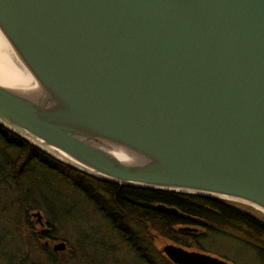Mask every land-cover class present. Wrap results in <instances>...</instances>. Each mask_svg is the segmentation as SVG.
I'll list each match as a JSON object with an SVG mask.
<instances>
[{"label": "water", "instance_id": "water-1", "mask_svg": "<svg viewBox=\"0 0 264 264\" xmlns=\"http://www.w3.org/2000/svg\"><path fill=\"white\" fill-rule=\"evenodd\" d=\"M0 56L20 71L0 80V125L55 160L264 215V0H0Z\"/></svg>", "mask_w": 264, "mask_h": 264}, {"label": "trees", "instance_id": "trees-1", "mask_svg": "<svg viewBox=\"0 0 264 264\" xmlns=\"http://www.w3.org/2000/svg\"><path fill=\"white\" fill-rule=\"evenodd\" d=\"M87 208L108 224L117 244L130 253L125 264H172L157 249V239L231 263L206 246L215 236L252 250L264 264L260 212L224 200L101 182L0 125V227L3 232L8 227L18 249L13 264H93L94 257L82 252L95 245L73 241L61 232L64 217ZM33 212L43 214L42 228L32 219ZM57 241L65 242L64 252L52 251ZM108 250L109 256L115 253Z\"/></svg>", "mask_w": 264, "mask_h": 264}, {"label": "rangeland", "instance_id": "rangeland-1", "mask_svg": "<svg viewBox=\"0 0 264 264\" xmlns=\"http://www.w3.org/2000/svg\"><path fill=\"white\" fill-rule=\"evenodd\" d=\"M74 214L75 216L62 218L63 223L61 232L70 237L73 241L95 245V248H87L86 252H82V254L92 255L94 257L93 264H125V256L130 262V253L128 251L125 252V250L117 244L115 235L108 227V224L102 220L98 214H93L88 208L87 210L81 209L80 213L75 212ZM41 215L43 217L42 213ZM32 219L36 221L35 218L32 217ZM36 224L39 228L40 225L38 222ZM9 232L8 227H6L5 232H3L0 227V264H13V259L17 255L16 251H18V249L13 246V241ZM167 244L172 243L157 239L155 245L157 249L160 250ZM206 246L211 250L216 249L222 255L226 256L228 261L231 262L230 264H263L252 250L245 249L237 245L234 240L225 237L215 236L212 240L206 241ZM109 248L115 252L111 256L108 255ZM118 254L122 256L121 259Z\"/></svg>", "mask_w": 264, "mask_h": 264}, {"label": "bare ground", "instance_id": "bare-ground-1", "mask_svg": "<svg viewBox=\"0 0 264 264\" xmlns=\"http://www.w3.org/2000/svg\"><path fill=\"white\" fill-rule=\"evenodd\" d=\"M20 72L9 60L4 56H0V80H13Z\"/></svg>", "mask_w": 264, "mask_h": 264}]
</instances>
